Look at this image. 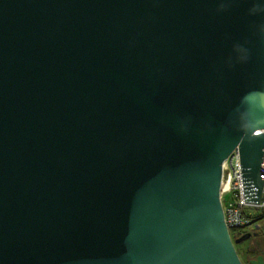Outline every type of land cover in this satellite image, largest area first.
Instances as JSON below:
<instances>
[{
	"label": "water",
	"instance_id": "obj_1",
	"mask_svg": "<svg viewBox=\"0 0 264 264\" xmlns=\"http://www.w3.org/2000/svg\"><path fill=\"white\" fill-rule=\"evenodd\" d=\"M236 149L259 203L264 0H0V264H243Z\"/></svg>",
	"mask_w": 264,
	"mask_h": 264
},
{
	"label": "built area",
	"instance_id": "obj_2",
	"mask_svg": "<svg viewBox=\"0 0 264 264\" xmlns=\"http://www.w3.org/2000/svg\"><path fill=\"white\" fill-rule=\"evenodd\" d=\"M261 169L264 170V163ZM261 177H264V174ZM220 200L225 223L231 237L232 233L238 234L242 231L253 230V227L258 225L259 221L264 218V189L259 203L245 201L241 160L238 149L223 164Z\"/></svg>",
	"mask_w": 264,
	"mask_h": 264
},
{
	"label": "flooded vegetation",
	"instance_id": "obj_3",
	"mask_svg": "<svg viewBox=\"0 0 264 264\" xmlns=\"http://www.w3.org/2000/svg\"><path fill=\"white\" fill-rule=\"evenodd\" d=\"M255 231V230H254ZM250 232V231H248ZM248 232H243L241 235H239L238 237H231L233 241H236L237 238H240L242 235L248 233ZM252 233V236L250 239L246 240L245 242L239 243V244H235V248L236 251L238 253V255L243 256V258L247 261V263L249 264H256L258 263V259L261 258L262 259V264H263V256L264 254H262L264 252V245L262 243H255L252 242L251 244L249 243V245H246L245 243L249 242L253 237H257L259 234L258 232H250ZM256 233V235H255ZM245 244V245H244ZM243 246V247H242ZM257 248L259 250H257Z\"/></svg>",
	"mask_w": 264,
	"mask_h": 264
},
{
	"label": "rangeland",
	"instance_id": "obj_4",
	"mask_svg": "<svg viewBox=\"0 0 264 264\" xmlns=\"http://www.w3.org/2000/svg\"><path fill=\"white\" fill-rule=\"evenodd\" d=\"M225 202H226V199L224 201V205H225ZM249 231L258 232L259 235L257 237H253L249 242L245 243L246 245H249V243L251 244L252 242H255V243L256 242L257 243L260 242V243H262L264 245V218L259 221L258 225L253 227V230L251 229ZM242 232H244V231H242ZM242 232H239L238 234L237 233H232V237H238L239 235L242 234ZM245 232H248V230L245 231ZM257 250H259V249L257 248ZM262 254H264V252ZM239 257H240V259H241L243 264H248L247 261L243 258V256L240 255ZM263 264H264V258H263Z\"/></svg>",
	"mask_w": 264,
	"mask_h": 264
},
{
	"label": "trees",
	"instance_id": "obj_5",
	"mask_svg": "<svg viewBox=\"0 0 264 264\" xmlns=\"http://www.w3.org/2000/svg\"><path fill=\"white\" fill-rule=\"evenodd\" d=\"M263 258H264V256H263Z\"/></svg>",
	"mask_w": 264,
	"mask_h": 264
}]
</instances>
